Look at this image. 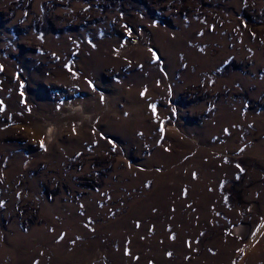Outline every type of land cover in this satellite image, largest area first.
Returning a JSON list of instances; mask_svg holds the SVG:
<instances>
[{"label": "rangeland", "instance_id": "374dc122", "mask_svg": "<svg viewBox=\"0 0 264 264\" xmlns=\"http://www.w3.org/2000/svg\"><path fill=\"white\" fill-rule=\"evenodd\" d=\"M0 109V264H264V0H0Z\"/></svg>", "mask_w": 264, "mask_h": 264}, {"label": "snow or ice", "instance_id": "6c2138e0", "mask_svg": "<svg viewBox=\"0 0 264 264\" xmlns=\"http://www.w3.org/2000/svg\"><path fill=\"white\" fill-rule=\"evenodd\" d=\"M153 58L156 59L155 53L153 54ZM141 95H144V93H141ZM153 108H154V106H153ZM0 110H2V109H0ZM41 147H43V144H41ZM237 167H239V165H237ZM125 254H128V253L126 252Z\"/></svg>", "mask_w": 264, "mask_h": 264}]
</instances>
